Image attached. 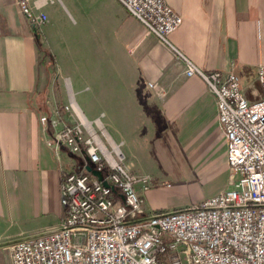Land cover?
<instances>
[{
    "label": "crops",
    "instance_id": "0c3cea01",
    "mask_svg": "<svg viewBox=\"0 0 264 264\" xmlns=\"http://www.w3.org/2000/svg\"><path fill=\"white\" fill-rule=\"evenodd\" d=\"M18 1L0 0V242L38 235L61 224L62 173L79 169L81 160L64 148L57 156L46 145L48 134L39 116L70 98L85 117L77 96L83 104H103L117 114V129L115 123L111 125L127 135L117 141L105 129L121 146L135 140L138 147L146 148L157 139L171 165L196 169L203 180L214 175L222 160L228 169L214 94L199 76H185L184 63L174 49L147 32L121 3L135 18L120 24L124 27L117 44L123 51L109 60L99 42L81 40L86 52L66 55L71 68L64 77L66 102L57 78L46 74L56 62L44 43L52 29L49 12L61 19L65 14L54 0L49 8L48 2L33 0L40 5L33 11L47 16V22L33 26L20 12ZM165 2L182 17L177 30L167 36L169 43L203 71L235 72L243 96L250 101L259 98L256 65L264 63V0ZM141 150V165L146 167L149 159L144 156L146 149ZM156 183L154 178L143 204L147 199L166 202L163 190L169 183L163 180L159 187ZM203 199L195 196L183 208Z\"/></svg>",
    "mask_w": 264,
    "mask_h": 264
},
{
    "label": "built area",
    "instance_id": "2783aa9c",
    "mask_svg": "<svg viewBox=\"0 0 264 264\" xmlns=\"http://www.w3.org/2000/svg\"><path fill=\"white\" fill-rule=\"evenodd\" d=\"M118 1L174 49L185 76H199L214 94L229 184L188 207L144 216L150 175L131 172L100 118L83 121L70 98L68 117L56 106L39 116L46 145L81 160L79 169L62 173L61 224L8 244L9 264H264V63L256 65L261 96L250 101L235 72L203 71L169 43L182 17L165 0ZM18 7L33 26L47 22L33 11L35 1L19 0Z\"/></svg>",
    "mask_w": 264,
    "mask_h": 264
},
{
    "label": "rangeland",
    "instance_id": "374dc122",
    "mask_svg": "<svg viewBox=\"0 0 264 264\" xmlns=\"http://www.w3.org/2000/svg\"><path fill=\"white\" fill-rule=\"evenodd\" d=\"M60 1L54 0L62 12H64L65 18L53 17L51 12L48 14V22L52 23V29L47 32L44 43L51 48L56 67L50 66L46 74L50 77L57 78L60 84V90L67 102L64 77L70 74L71 68L66 62V55H83L86 51L80 41L83 39H91L100 43V48L107 59H113L115 55L123 51L120 50V46L117 44L122 38L123 33L124 24L120 25L121 22H133L135 18L127 14L118 0ZM49 6L50 1H48L46 7L49 8ZM64 42L65 45L61 46L60 43ZM126 49H124L125 52ZM77 101L88 119H95V117L99 116L102 128L105 131L106 129L109 130L115 140L119 141L127 135L124 131H114L111 124L115 123L116 126H114L117 129L116 122H119L118 115L108 110L103 104L99 105L92 101L83 104L79 100V96H77ZM65 105L69 107L68 110L64 109ZM55 106L67 117L72 114L70 101L64 105L60 104L59 106L57 104ZM101 111L105 112L104 116L100 115ZM86 117L84 116V118ZM137 144L135 140H130L120 147L122 153L125 155V166L133 172H148L151 175L150 177L153 178H151L153 182L154 178H156V186L161 185L163 180L169 183V186L163 190L166 193V202L161 204L157 201L147 199L143 204V214H149L156 210L170 211L173 209H182L185 205L191 203L195 196L202 198L210 197L229 184L232 174L229 169L223 167V160L219 163L214 175L203 180V175L200 176V173L196 169L180 170L177 166L171 165L169 155L160 151L159 141L157 139L149 141L146 148H140ZM129 145L132 146L130 150ZM141 149H144V151L146 149L144 156L147 155L149 159V165L146 167L141 165L143 160L140 159V155L142 156L143 153ZM0 264H9L7 246L0 247Z\"/></svg>",
    "mask_w": 264,
    "mask_h": 264
},
{
    "label": "water",
    "instance_id": "95a60500",
    "mask_svg": "<svg viewBox=\"0 0 264 264\" xmlns=\"http://www.w3.org/2000/svg\"><path fill=\"white\" fill-rule=\"evenodd\" d=\"M38 36H39V35H38ZM86 170H87L88 172H90L92 175L96 176L98 179H101V174H100V172H98V171L92 169L91 166H89V165L86 166ZM103 183H104V185H107L106 182H103ZM38 235H40V234H38ZM34 236H37V235H34ZM30 237H33V236H30ZM24 238H26V237H24ZM24 238H19V239H15V240H11V241H6V242H0V247L7 246L8 244H10V243H12V242H14V241H18V240H20V239H24Z\"/></svg>",
    "mask_w": 264,
    "mask_h": 264
},
{
    "label": "bare ground",
    "instance_id": "6f19581e",
    "mask_svg": "<svg viewBox=\"0 0 264 264\" xmlns=\"http://www.w3.org/2000/svg\"><path fill=\"white\" fill-rule=\"evenodd\" d=\"M73 108L77 111V113L79 114V116L81 117V119L83 120V121H85V118H84V116L82 115V113L80 112V110L77 108V107H75L74 105H73ZM88 124V123H87ZM99 125H101L100 123H99Z\"/></svg>",
    "mask_w": 264,
    "mask_h": 264
}]
</instances>
